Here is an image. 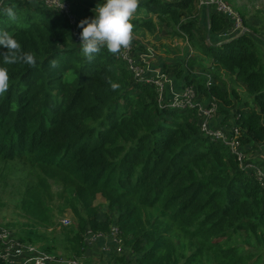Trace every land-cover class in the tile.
Instances as JSON below:
<instances>
[{
	"label": "trees",
	"instance_id": "16d2710c",
	"mask_svg": "<svg viewBox=\"0 0 264 264\" xmlns=\"http://www.w3.org/2000/svg\"><path fill=\"white\" fill-rule=\"evenodd\" d=\"M198 4L138 0L135 12L154 14L159 24L136 13L130 23L188 39L195 53L167 63L166 71L206 100L215 96L220 113L241 128L247 161L264 167L256 158L264 151V54L257 35L226 37L230 18ZM9 7L15 20L5 14ZM0 31L18 41V55L30 53L35 61L0 62L9 75L0 95V187L16 194L28 217L22 239L81 256L88 229L108 233L117 226L128 252L112 256L115 264H264V187L228 146L201 132L195 110L161 108L155 86L135 81L106 48L87 59L58 10L9 0L0 6ZM132 41L136 53L147 50ZM196 67L213 75L211 87L193 73ZM17 162L27 167L22 179L1 167ZM56 199L58 215L71 214L68 226H56Z\"/></svg>",
	"mask_w": 264,
	"mask_h": 264
},
{
	"label": "rangeland",
	"instance_id": "374dc122",
	"mask_svg": "<svg viewBox=\"0 0 264 264\" xmlns=\"http://www.w3.org/2000/svg\"><path fill=\"white\" fill-rule=\"evenodd\" d=\"M3 4H8L9 1L7 0H0ZM71 5V16H65L62 14L65 18V22L69 27V33L70 37L73 39L72 42L79 43L80 44V32L81 28L78 27V22L81 19L84 18H91L94 15V12L92 11L97 3H99V0H68ZM228 6H231L235 11H237L234 7H239L244 15L245 20L243 18V15L238 12L243 20V25L248 27L249 31L246 33H253L255 36V40L260 45V48L264 54V0H233L232 2H226L223 1ZM198 6L203 11L207 10L209 11L211 7H207L201 4L199 0ZM44 7V6H43ZM206 11V12H207ZM136 13V17L140 16H147L156 21V23L159 24L156 15L154 14H145L138 12ZM132 13V14H133ZM201 24L203 25V15H205V12H201ZM205 23V21H204ZM247 24V25H246ZM252 28H257L258 31L254 33ZM136 39L137 42L144 44L147 46H153L157 50V54L155 58L153 59V63L156 65L162 66V70L166 71V64L171 62H177L179 59L183 60L184 62L187 61V53L189 51L190 43L185 42L184 38H176L172 39L165 35V29L160 27L155 32H150L147 29L143 27H136L133 26L131 38ZM79 40V41H78ZM159 63H158V62ZM182 64V63H181ZM203 67L195 68L193 71L196 75H203V77L206 74L205 70H202ZM176 82L178 83H184L180 81H184L183 79H178L176 76V73H173L172 71L167 72ZM199 73V74H198ZM180 80V81H178ZM242 90H240L241 92ZM243 93V92H242ZM219 101V100H218ZM221 105L223 107L224 102H221ZM226 107V105H225ZM227 109L231 110V107H227ZM235 112V110H234ZM230 113V112H229ZM232 113V111H231ZM235 115V114H234ZM226 120V122H224ZM220 123H219V122ZM235 119L230 118V116L222 115L220 113V110L216 113L213 120L211 122L213 123V127H219L220 124H222L221 127H224L225 129H231L232 124H234ZM210 122V123H211ZM224 122V123H221ZM262 148L264 149V144H262ZM261 152V150H259ZM255 152H252L254 154ZM247 155L249 153L246 152ZM257 163L259 165H264V151L261 152V154L256 156ZM1 167L5 170L6 174L10 176L11 178H20L22 173L27 172V167L22 164V162L17 163H11V164H5L2 163ZM27 174V173H26ZM25 175V174H24ZM17 192V191H16ZM16 194L11 192L10 188H3L0 187V201L3 202V204H0V227H4L8 229L10 232V237L13 239L19 240L21 243H24L25 245H29L33 248H31V251L29 253H25L23 257H15L13 261H3L0 264H36V261L34 260L35 256L38 254V252H44L48 253L51 256L49 259H52L48 264H115L114 260L111 259L114 255H123L126 252H128V248L125 247V243L123 240V237L120 235H116L113 230H111L108 233H102L100 236L90 237L86 233L85 241L88 245V248L85 253H83L81 256H68V249L66 247L60 246L56 250V252H50L45 249L40 244H34L30 241L22 239L23 235H25V231L22 230L25 226L24 224L28 222V217L24 215V212L16 206L17 199H15ZM103 201L101 197H99L98 202ZM59 203V199H56L52 203L53 212L55 214L56 218V226L59 224V221L61 216L58 215L57 212V204ZM101 215L105 217V214L108 213L107 208H102ZM67 215L71 216L70 212H66ZM65 214V215H66ZM68 216V218H69ZM71 218V217H70ZM72 219V218H71ZM69 221L71 224L73 220H66ZM62 222V221H61ZM68 225V224H67ZM52 228H50L51 230ZM116 238L120 239L121 241L118 242ZM47 254V255H48ZM56 259H55V257ZM37 260V259H36ZM129 264H136L135 262L129 263Z\"/></svg>",
	"mask_w": 264,
	"mask_h": 264
},
{
	"label": "built area",
	"instance_id": "2783aa9c",
	"mask_svg": "<svg viewBox=\"0 0 264 264\" xmlns=\"http://www.w3.org/2000/svg\"><path fill=\"white\" fill-rule=\"evenodd\" d=\"M9 1V0H7ZM30 1L38 3L45 8L58 10L65 16H71V5L68 0H19ZM224 0H200L201 4L207 7L215 6L218 12L225 14L231 20V27L226 37H237L245 34L249 31L248 27L243 25L241 15L235 11L231 6H228L223 2ZM3 3L0 1V6ZM178 37H174L176 39ZM183 38V37H180ZM185 39V38H184ZM229 39V38H228ZM79 41V40H78ZM188 42V39H185ZM135 44L130 40L129 45L126 48H122L119 52L115 53L117 58H121L126 62V67L133 73L135 81L139 83L153 84L156 88L158 103L161 108L174 109V110H195L197 116L200 119L201 132L212 139L222 141L228 146L231 152L237 157L240 166L246 170H253V175L260 181L264 187V167L256 166L253 162H248V155L242 144L241 137L242 132L239 125H232L231 129H225L221 127H213V120L216 113L219 111V101L215 96L210 99L203 98L197 91L193 84L186 85L185 83L178 84L167 72L163 71L162 66L153 63V59L157 54V50L153 46H147V50L141 53L135 52ZM195 50L192 46H189L187 53L188 57L192 56ZM158 62V61H157ZM159 63V62H158ZM206 86L209 88L214 83L213 75L206 71L205 74ZM211 122V123H210ZM72 220L68 217L60 219L59 223L65 226L70 225L69 221ZM62 221V222H61ZM68 224V225H67ZM116 235H120V230L117 226L111 228ZM110 230V231H111ZM89 235L90 237L100 236L104 232H95L92 229H88L84 233V237ZM121 236V235H120ZM118 242L121 240L116 238ZM31 246L21 243L17 239L10 237V232L4 227H0V263L3 261H13L15 257H23L25 253L31 251ZM48 253L38 252L34 260L36 264H48L52 259ZM54 256V255H53ZM55 257V256H54ZM37 259V260H36ZM56 259V257H55Z\"/></svg>",
	"mask_w": 264,
	"mask_h": 264
},
{
	"label": "clouds",
	"instance_id": "9594fccd",
	"mask_svg": "<svg viewBox=\"0 0 264 264\" xmlns=\"http://www.w3.org/2000/svg\"><path fill=\"white\" fill-rule=\"evenodd\" d=\"M138 0H99L92 10L91 18H84L78 22L80 32V50L84 56L91 60L101 48H106L110 53H117L126 48L131 40L133 25L130 17L136 10ZM9 20H15L16 14L12 7L5 10ZM0 62L13 64L18 60L32 65L34 57L30 53L18 55L20 45L14 36L0 31ZM113 89L118 87L111 85ZM9 88V75L7 68L0 66V95L7 92Z\"/></svg>",
	"mask_w": 264,
	"mask_h": 264
},
{
	"label": "crops",
	"instance_id": "0c3cea01",
	"mask_svg": "<svg viewBox=\"0 0 264 264\" xmlns=\"http://www.w3.org/2000/svg\"><path fill=\"white\" fill-rule=\"evenodd\" d=\"M173 39V38H172ZM257 154H261V152H258Z\"/></svg>",
	"mask_w": 264,
	"mask_h": 264
}]
</instances>
